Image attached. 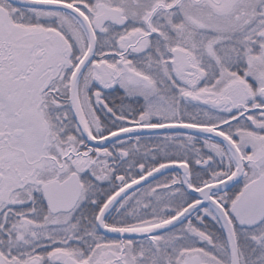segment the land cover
I'll use <instances>...</instances> for the list:
<instances>
[{
  "label": "snow or ice",
  "instance_id": "obj_1",
  "mask_svg": "<svg viewBox=\"0 0 264 264\" xmlns=\"http://www.w3.org/2000/svg\"><path fill=\"white\" fill-rule=\"evenodd\" d=\"M0 264H264V0H0Z\"/></svg>",
  "mask_w": 264,
  "mask_h": 264
}]
</instances>
